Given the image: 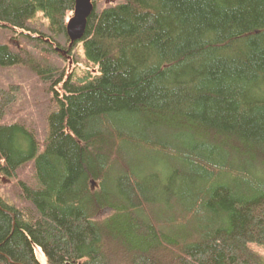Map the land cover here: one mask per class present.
Listing matches in <instances>:
<instances>
[{
	"label": "trees",
	"instance_id": "obj_1",
	"mask_svg": "<svg viewBox=\"0 0 264 264\" xmlns=\"http://www.w3.org/2000/svg\"><path fill=\"white\" fill-rule=\"evenodd\" d=\"M74 3L0 0V264H264V0Z\"/></svg>",
	"mask_w": 264,
	"mask_h": 264
},
{
	"label": "water",
	"instance_id": "obj_2",
	"mask_svg": "<svg viewBox=\"0 0 264 264\" xmlns=\"http://www.w3.org/2000/svg\"><path fill=\"white\" fill-rule=\"evenodd\" d=\"M73 13L66 23V34L70 40L69 49L72 44L82 39L87 19L93 10V0H74Z\"/></svg>",
	"mask_w": 264,
	"mask_h": 264
},
{
	"label": "rangeland",
	"instance_id": "obj_3",
	"mask_svg": "<svg viewBox=\"0 0 264 264\" xmlns=\"http://www.w3.org/2000/svg\"><path fill=\"white\" fill-rule=\"evenodd\" d=\"M108 1V0H107ZM113 2V0H112ZM10 42H12L13 44H19L18 40L16 39H10ZM72 58V57H71ZM72 63V62H71ZM1 86V85H0ZM22 93L24 94V96L26 97L25 91L23 90ZM22 93H20L17 97V99H20L22 96ZM23 175L21 176L22 178H26L25 176L30 175V170L29 169H24L23 171ZM11 178L9 176H2L0 175V186L2 188H6L7 184H11ZM5 189H0V193H5ZM250 247L264 260V245L261 244H256V243H251Z\"/></svg>",
	"mask_w": 264,
	"mask_h": 264
},
{
	"label": "bare ground",
	"instance_id": "obj_4",
	"mask_svg": "<svg viewBox=\"0 0 264 264\" xmlns=\"http://www.w3.org/2000/svg\"><path fill=\"white\" fill-rule=\"evenodd\" d=\"M10 43H11V44H13L12 42H10ZM14 45H16L17 47L19 46V44H17V43H16V44H14Z\"/></svg>",
	"mask_w": 264,
	"mask_h": 264
}]
</instances>
